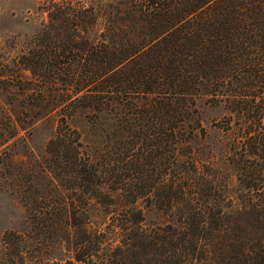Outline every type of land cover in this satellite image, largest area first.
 <instances>
[{"label": "trees", "instance_id": "16d2710c", "mask_svg": "<svg viewBox=\"0 0 264 264\" xmlns=\"http://www.w3.org/2000/svg\"><path fill=\"white\" fill-rule=\"evenodd\" d=\"M38 10L45 19L0 88L21 90L31 119L57 113L58 130H70L77 110L93 125L114 114L130 130L165 121L168 146L163 136L158 143L173 175L149 200L170 218L148 228L134 207L116 208L102 187L121 189L115 180L124 156L111 159L101 149L100 165L92 153L83 158L74 132L72 180L65 172L77 197L36 198L32 214L39 235L55 234L69 259L45 258L50 245L8 231L0 264H264V0H38ZM202 97L224 103L246 130L237 151L247 193L241 203L219 194L194 162L181 161L184 130L190 136L200 128L195 103ZM136 184L120 202L136 205Z\"/></svg>", "mask_w": 264, "mask_h": 264}, {"label": "rangeland", "instance_id": "374dc122", "mask_svg": "<svg viewBox=\"0 0 264 264\" xmlns=\"http://www.w3.org/2000/svg\"><path fill=\"white\" fill-rule=\"evenodd\" d=\"M44 19L38 10V0H0V78L15 76L12 71L16 69V59L32 44ZM29 100L17 87L0 88V244L8 231L33 235L34 240L39 238L40 242L50 245L45 258L69 259L55 234L47 238L39 235L42 227L32 214L38 208L33 203L36 198L58 192L72 200L77 197L74 184L67 182V174L72 180L77 163L74 132L79 136L78 150L83 158L92 153L94 161L100 165L102 160L97 154L101 149L108 152L110 158L117 153L124 156L121 179L115 180V186L121 189L102 187L103 192L115 200L116 208L124 203L126 208L134 207L141 212L142 225L148 228L169 220L168 212L155 210L149 200L165 192L159 184L168 183L173 175L166 158L168 149L160 148L158 143L163 136V146H168L169 126L165 121L156 125L151 124L152 120L150 124L141 122V126L130 130L126 125L118 126L114 114H109L106 123L93 125L85 111L77 110L68 120L70 130H58L57 113L31 119ZM195 108L200 128L190 136V130H184L181 161L194 162L201 177H213L219 194L241 203L242 194H247L239 182L243 158L237 151L239 137L246 131L241 129L242 120L224 103L216 104L207 97L196 99ZM127 118L131 117L127 114ZM62 134H65L66 144L62 142ZM162 158L165 159L161 162ZM108 167L113 169L111 164ZM136 182L141 192L136 205L120 202V195L130 194ZM91 214L95 218L93 209ZM97 220L103 221L104 217ZM105 222L108 223V218ZM39 247L41 245L37 244L36 249Z\"/></svg>", "mask_w": 264, "mask_h": 264}]
</instances>
